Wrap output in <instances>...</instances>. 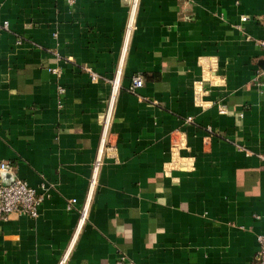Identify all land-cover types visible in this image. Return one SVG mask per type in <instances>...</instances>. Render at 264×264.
Returning a JSON list of instances; mask_svg holds the SVG:
<instances>
[{
	"label": "crops",
	"instance_id": "1",
	"mask_svg": "<svg viewBox=\"0 0 264 264\" xmlns=\"http://www.w3.org/2000/svg\"><path fill=\"white\" fill-rule=\"evenodd\" d=\"M261 40L264 0H0V162L42 197L0 264H257Z\"/></svg>",
	"mask_w": 264,
	"mask_h": 264
},
{
	"label": "built area",
	"instance_id": "2",
	"mask_svg": "<svg viewBox=\"0 0 264 264\" xmlns=\"http://www.w3.org/2000/svg\"><path fill=\"white\" fill-rule=\"evenodd\" d=\"M243 20L245 17L242 18ZM5 27V25H4ZM260 46L264 49V40L259 42ZM51 72L56 73L57 70L51 68ZM91 79L95 80L97 78L96 74L91 70H88ZM143 84V80L141 76H134L131 80L130 89L133 91L141 87ZM118 89V78L115 79L111 83V102L112 99ZM219 113L226 114L227 110L225 108L218 109ZM188 121L192 120V117L189 116L186 118ZM106 123L108 121V117L106 118ZM264 157V155H262ZM100 157H97L93 166V173L91 176V186L95 182L97 169L100 164ZM4 172H11V166L7 162H0V223L7 220L8 217L13 214H24L30 217H36L38 215V207L42 200V197L39 196L36 190L31 187L26 181L21 178L15 177L14 180L5 184L2 179V174ZM75 198H71L66 208L72 209L74 204L76 203ZM87 216V203L81 208V214L79 219V226L84 223L85 218ZM259 250L257 253V264H264V235L258 236Z\"/></svg>",
	"mask_w": 264,
	"mask_h": 264
},
{
	"label": "water",
	"instance_id": "3",
	"mask_svg": "<svg viewBox=\"0 0 264 264\" xmlns=\"http://www.w3.org/2000/svg\"><path fill=\"white\" fill-rule=\"evenodd\" d=\"M15 177L16 176L14 174H11V173H8V172H4L2 174V179H3L5 184L11 183L14 180Z\"/></svg>",
	"mask_w": 264,
	"mask_h": 264
}]
</instances>
